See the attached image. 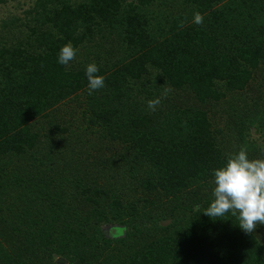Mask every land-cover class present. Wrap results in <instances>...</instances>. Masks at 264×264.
<instances>
[{
	"label": "trees",
	"instance_id": "1",
	"mask_svg": "<svg viewBox=\"0 0 264 264\" xmlns=\"http://www.w3.org/2000/svg\"><path fill=\"white\" fill-rule=\"evenodd\" d=\"M219 103L261 129L236 152L264 158V0H35L2 20L0 264H264V224L204 214L236 153Z\"/></svg>",
	"mask_w": 264,
	"mask_h": 264
},
{
	"label": "clouds",
	"instance_id": "2",
	"mask_svg": "<svg viewBox=\"0 0 264 264\" xmlns=\"http://www.w3.org/2000/svg\"><path fill=\"white\" fill-rule=\"evenodd\" d=\"M203 15L196 12L193 22L203 23ZM78 48L71 42L61 47L58 53V63L67 65L75 59ZM95 62L85 68L87 89L89 95L105 86V77L99 74ZM161 103L156 97L148 101V108L155 110ZM215 187L214 199L204 211V214L215 219L223 218L231 212L237 216L236 223L245 233H251L257 225L264 224V158H249L246 149L241 148L228 157L226 163L213 170Z\"/></svg>",
	"mask_w": 264,
	"mask_h": 264
},
{
	"label": "rangeland",
	"instance_id": "3",
	"mask_svg": "<svg viewBox=\"0 0 264 264\" xmlns=\"http://www.w3.org/2000/svg\"><path fill=\"white\" fill-rule=\"evenodd\" d=\"M35 0H7L4 4L0 6V23L4 19H8L13 16H23L24 11L29 8ZM261 77V76H260ZM249 102L250 99H249ZM231 103L225 102V105H230ZM241 107L246 108L245 102L240 103ZM218 110V112L216 111ZM216 109L213 107L212 112L210 113L212 118L214 119V122L222 128V144L225 149L229 150V148L235 153L239 147L241 146L238 142V136L237 134H240L241 136H246V138L250 141L256 142L258 144L263 143V137L262 132L259 127L252 126V128L242 125L238 126L236 128L235 123L232 121V119H236L235 116H232V114L227 115L228 112L232 111V107L229 108V110H224L222 104H217ZM227 117H230V121L226 119ZM229 122V124H227ZM241 127V128H240Z\"/></svg>",
	"mask_w": 264,
	"mask_h": 264
},
{
	"label": "water",
	"instance_id": "4",
	"mask_svg": "<svg viewBox=\"0 0 264 264\" xmlns=\"http://www.w3.org/2000/svg\"><path fill=\"white\" fill-rule=\"evenodd\" d=\"M126 225H119V224H110V225H105L103 227V232L108 236V237H118L121 236L125 233L126 231ZM60 263H65V259L59 258L58 260Z\"/></svg>",
	"mask_w": 264,
	"mask_h": 264
}]
</instances>
